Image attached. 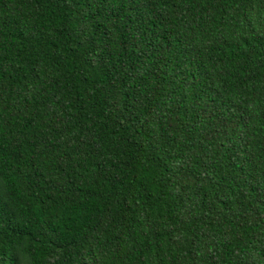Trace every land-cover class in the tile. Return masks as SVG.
<instances>
[{
	"label": "trees",
	"instance_id": "1",
	"mask_svg": "<svg viewBox=\"0 0 264 264\" xmlns=\"http://www.w3.org/2000/svg\"><path fill=\"white\" fill-rule=\"evenodd\" d=\"M0 264H264V0H0Z\"/></svg>",
	"mask_w": 264,
	"mask_h": 264
}]
</instances>
